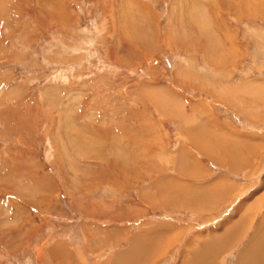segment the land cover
Wrapping results in <instances>:
<instances>
[{"label":"rangeland","instance_id":"obj_1","mask_svg":"<svg viewBox=\"0 0 264 264\" xmlns=\"http://www.w3.org/2000/svg\"><path fill=\"white\" fill-rule=\"evenodd\" d=\"M263 195L264 0H0V264L196 262L244 207L237 264Z\"/></svg>","mask_w":264,"mask_h":264},{"label":"bare ground","instance_id":"obj_2","mask_svg":"<svg viewBox=\"0 0 264 264\" xmlns=\"http://www.w3.org/2000/svg\"><path fill=\"white\" fill-rule=\"evenodd\" d=\"M209 144H210L209 142H206V145H205V146H207L206 149H209V146H210ZM199 146L201 148H203L204 147L203 142L200 141ZM212 148H213V150L211 152V155L218 156L219 152H218V154L216 153V151H215L216 147H214V145H212ZM222 149H223V153L228 154V158L231 160V157H232V155L236 149L235 148H229V147H227V145H224V147L222 146ZM223 158L224 157H222V159ZM224 159H226L228 161V159L226 157ZM185 196L187 198H189L187 195H185ZM263 197H264V195L262 196V198ZM196 206L198 208L200 207L199 204ZM260 230L262 231V234L257 236L255 239L253 238L250 245L246 248L247 249L246 256L238 257L237 264H264V217H263L262 222L259 225V230H258L259 233H260ZM258 232H257V234H258ZM155 235L157 236L158 232H156ZM212 235H213V238L202 240L201 243H199L198 245H195L196 249H199L203 246L206 247V249H205V247L201 249L204 253V256L202 257V259H199L195 262L194 260L193 261L191 259L189 260V258L185 255L184 256V262L186 261L188 263V261H189V264H220L219 258L222 256V255L220 256V253L223 249H225V247L230 245L231 242L224 240L225 236H223L222 234L219 235V234L211 233V236ZM202 238L203 239L205 238L204 235L202 236ZM157 240H155V242ZM162 240H164V239H161L160 241H162ZM148 241L149 242L146 245L148 248V251L149 250L153 251L157 245H156V243H153V241L150 239ZM207 241H209L208 244H206ZM192 247H193V245L190 246V248H192ZM131 250H133V248ZM145 253H147V252H145ZM251 255H252V258H248ZM184 262H183V264H184ZM148 264H152V263L149 261Z\"/></svg>","mask_w":264,"mask_h":264},{"label":"crops","instance_id":"obj_3","mask_svg":"<svg viewBox=\"0 0 264 264\" xmlns=\"http://www.w3.org/2000/svg\"><path fill=\"white\" fill-rule=\"evenodd\" d=\"M189 128H193V129H196L195 128V124L191 127V126H185V128H184V130H187V129H189ZM214 133V132H213ZM192 134H193V139L192 140H194V142L193 143H195V144H197L198 146H199V140H198V135H197V137H196V135H195V132L192 130ZM215 136H216V133L214 134ZM217 137V140H219V137L218 136H216ZM213 137H211V138H209V140H210V142H211V140H213V142L215 143L216 141H214V139H212ZM218 146V148H220L221 147V145L220 144H218L217 145ZM206 147L207 146H204L203 147V149L206 151ZM223 147H224V145H223ZM222 148V147H221ZM223 151V150H222ZM211 152V151H210ZM206 153H208V151L206 152ZM210 156H212L216 161L218 160H221L222 158H219V156H215V155H211L210 153H208ZM224 155H225V157L228 159V161H230V162H232V159L230 160L229 158H228V154H225V153H223ZM232 158V157H231ZM222 162V161H221ZM224 162V161H223ZM233 164V167L234 168H237V165L235 164V163H232ZM183 172H184V174H185V177H187V178H198L197 177V174H200L199 172V170L197 169V168H192V167H188V168H186V170H184L183 169ZM189 172H191L190 174H189ZM221 182L219 179L218 180H216L215 182H213L212 183V188H217V183L216 182ZM182 183H184V182H182ZM157 184L158 185H161V183H160V181L159 180H157ZM222 184H224V185H219L220 187H223V188H226L227 189V186H229L228 185V183L224 180L223 181V183ZM162 188V187H161ZM210 188V187H209ZM163 192V191H162ZM182 192L185 194V195H187L189 198V200H182L181 202H182V205H184V206H186V207H189V203L191 204V205H193V207L194 208H197V209H204L205 208V205H204V203H203V199H199V200H195V199H192L191 198V196L193 195V194H195L196 193V190H192L191 188H182ZM213 192V191H212ZM214 193V192H213ZM163 194V193H162ZM161 194V196H162V204L163 203H167L168 202V199H166L165 198V196H163ZM202 196V195H201ZM205 198V197H204ZM150 201H152L151 199H150ZM201 203H200V202ZM200 205V207L198 208L196 205ZM159 205H161V204H159ZM242 207V206H241ZM240 210H239V212H237V215H236V218L235 219H230L227 223H225V225H224V227H223V229L221 230V231H223V232H220V233H215V234H222L223 236H225V238H224V240H226V241H229V242H231L230 241V236H231V240L234 238V236L235 235H237L238 233H239V231H240V228H241V211L244 209V207H242V208H239ZM260 234H262V231L260 230V233L258 232V234H256V236H255V238L257 237V236H259ZM254 238V239H255ZM232 243V242H231ZM251 243V242H250ZM250 243L248 244V246L250 245ZM229 246V245H228ZM205 246H203V248H204ZM226 248V247H225ZM187 257H189V255L187 254L186 255ZM248 258H252V255L251 256H249Z\"/></svg>","mask_w":264,"mask_h":264}]
</instances>
